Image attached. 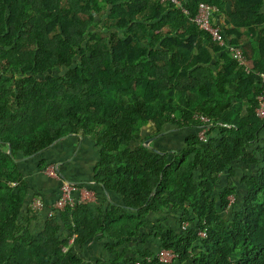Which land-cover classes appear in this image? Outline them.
Masks as SVG:
<instances>
[{
	"label": "trees",
	"instance_id": "obj_1",
	"mask_svg": "<svg viewBox=\"0 0 264 264\" xmlns=\"http://www.w3.org/2000/svg\"><path fill=\"white\" fill-rule=\"evenodd\" d=\"M180 2L188 15L161 0H0V264H85L77 250L97 239L108 257L93 264H167L162 249L169 264H264V0ZM200 3L216 8L224 46L190 21ZM245 43L249 72L227 49ZM174 133V150L146 145ZM71 137L94 143L93 181L119 202L46 218L20 161ZM236 165L244 193L218 192ZM168 212L178 231L152 221Z\"/></svg>",
	"mask_w": 264,
	"mask_h": 264
},
{
	"label": "crops",
	"instance_id": "obj_2",
	"mask_svg": "<svg viewBox=\"0 0 264 264\" xmlns=\"http://www.w3.org/2000/svg\"><path fill=\"white\" fill-rule=\"evenodd\" d=\"M220 20L219 17L216 18V22ZM242 48L249 58L245 49H252L251 44L245 43ZM248 61L251 63L250 58ZM255 65L253 64V66ZM180 141L181 139L174 133L169 138L159 140L156 143L149 141V144L151 147H157L158 149L174 150L178 147ZM42 161L47 164V168L44 171L37 169V165ZM97 161V151L91 140L83 139L82 137H71L55 143L51 149L42 152L39 156L33 159L21 160L20 163L21 171L25 174L30 184V189L43 195L47 202L54 201L58 195L59 180L48 177L46 174L48 169L54 168L61 180L76 184L87 191L85 204L88 205L91 211L96 213L100 208L106 209L109 205L119 202L117 196L103 191L95 185L93 177ZM29 197L30 195L26 200L27 205ZM43 222V218L39 217L33 223L32 230H41ZM103 242L104 239H97L86 244L83 249L77 250L82 262L93 264V260H90V257H108L107 252L102 248Z\"/></svg>",
	"mask_w": 264,
	"mask_h": 264
},
{
	"label": "built area",
	"instance_id": "obj_3",
	"mask_svg": "<svg viewBox=\"0 0 264 264\" xmlns=\"http://www.w3.org/2000/svg\"><path fill=\"white\" fill-rule=\"evenodd\" d=\"M171 2L176 5L183 14L188 15V12L182 7L180 0H161V2ZM216 8L206 3H200L197 8L195 15L190 16L189 19L194 23L198 29L206 32L213 42L220 46H224L225 41L221 34V27L216 22ZM231 58L236 60L239 65L245 67V71L249 72L251 66L248 64L249 61L244 55V51L240 47H227ZM264 79V76L262 75ZM258 107L256 109V117L264 119V100L262 96L257 97ZM196 120L201 123L200 128L196 132V136L202 143H206L208 140V132L210 121L202 113L194 116ZM48 176L55 180L60 181L59 192L57 198L49 203H46L43 198L39 195L32 197L30 202V208L34 213H44L46 218H52L58 214L73 210L75 207L82 205L87 200V191L82 187L72 184L70 182L61 180L58 174L54 171V168L50 169ZM15 185V184H13ZM203 236V234H200ZM156 257L161 263H171L176 258V255L170 250H159ZM145 262H149L150 259L147 257L144 259ZM129 264H142L141 261H133Z\"/></svg>",
	"mask_w": 264,
	"mask_h": 264
},
{
	"label": "rangeland",
	"instance_id": "obj_4",
	"mask_svg": "<svg viewBox=\"0 0 264 264\" xmlns=\"http://www.w3.org/2000/svg\"><path fill=\"white\" fill-rule=\"evenodd\" d=\"M223 20V19H222ZM52 28V26H49V30ZM90 30H92V26H90L89 27V31ZM103 41H106L105 40V38H103ZM246 50V52H247V54H248V56H249V58L251 59V63L249 62L248 64L252 67L253 66V64L255 65V63H256V60H257V56H256V54L253 52V49H245ZM248 57H247V59H249ZM149 129H151V127H146V128H144V134L145 133H147L148 132V130ZM168 129H170V127L168 128ZM152 130V129H151ZM167 133V132H166ZM165 133V134H166ZM160 137V136H159ZM162 137V136H161ZM154 141V140H153ZM152 140L150 141V142H153ZM150 142H148V143H146V145H150L149 143ZM151 146V145H150ZM235 168H236V170L238 171V173H236L233 177H229L228 176V174L227 173H224V174H221L220 175V181H219V190H218V192H222L223 191V189H224V187H226L228 184H232L233 185V187L235 188H238L242 193H244V191H245V187L243 186V184H241V183H239V180H240V178L244 175V168L241 166V165H239V166H235ZM49 170L50 169H48L47 171H46V174H47V176H48V172H49ZM49 177V176H48ZM228 200H229V203H230V206L228 207V209H226V210H219L220 212L219 213H221V215H222V217H223V219L225 218V219H227L228 218V215H230L231 213H232V210H233V206H232V203L234 202V197L233 196H229L228 198H227ZM241 204V203H240ZM239 204V205H240ZM163 215H165L167 218L165 219V220H162V223L163 224H165V225H171L172 226V228L174 229V230H176V231H178V228H179V223H178V221L177 220H174V218H175V214L173 213V212H168V213H166V214H162V215H156V217H154V218H152V221H156V220H159L158 218L159 217H165V216H163ZM177 215V214H176ZM72 241V240H71ZM102 243V242H101ZM153 244V243H152Z\"/></svg>",
	"mask_w": 264,
	"mask_h": 264
},
{
	"label": "water",
	"instance_id": "obj_5",
	"mask_svg": "<svg viewBox=\"0 0 264 264\" xmlns=\"http://www.w3.org/2000/svg\"><path fill=\"white\" fill-rule=\"evenodd\" d=\"M165 135V133H162V134H160L159 136L161 137V136H164ZM159 136H157V138H159ZM157 138H154V139H157ZM155 191H153V193H154Z\"/></svg>",
	"mask_w": 264,
	"mask_h": 264
}]
</instances>
